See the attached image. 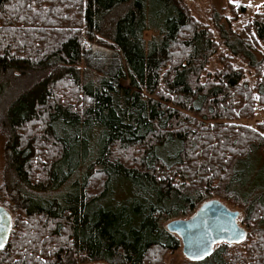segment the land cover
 I'll return each instance as SVG.
<instances>
[{
  "label": "trees",
  "instance_id": "1",
  "mask_svg": "<svg viewBox=\"0 0 264 264\" xmlns=\"http://www.w3.org/2000/svg\"><path fill=\"white\" fill-rule=\"evenodd\" d=\"M230 4L213 31L183 0H0L1 264H163L217 197L248 235L187 264H264V10Z\"/></svg>",
  "mask_w": 264,
  "mask_h": 264
},
{
  "label": "water",
  "instance_id": "2",
  "mask_svg": "<svg viewBox=\"0 0 264 264\" xmlns=\"http://www.w3.org/2000/svg\"><path fill=\"white\" fill-rule=\"evenodd\" d=\"M239 218L240 212L218 200H211L189 219L174 220L166 228L180 239L187 259L200 261L209 257L217 244H238L247 237L245 229L238 223ZM11 228L12 217L0 206V249L8 242Z\"/></svg>",
  "mask_w": 264,
  "mask_h": 264
},
{
  "label": "rangeland",
  "instance_id": "3",
  "mask_svg": "<svg viewBox=\"0 0 264 264\" xmlns=\"http://www.w3.org/2000/svg\"><path fill=\"white\" fill-rule=\"evenodd\" d=\"M185 2V5L187 6L190 14L193 16L194 19L202 21L208 25H210L211 29L214 31V27L211 25V20L213 17L214 12H219L223 15L224 18H229L232 16L231 12V4L234 3L236 5H243L248 8L249 12L245 16H240L238 21L235 23V28L240 29L245 23H247L249 16H251V13L257 10H264V0H183ZM217 35V32H215ZM93 52L90 51L89 53V59L92 61V58H95V55L92 54ZM35 54V53H34ZM32 55V54H31ZM34 56V55H33ZM107 58V57H106ZM109 59L112 61L117 60V57H112L109 56ZM89 61V60H88ZM87 63L84 65L86 72L90 74L91 76H97L99 75L98 73L103 71L104 64L101 63L100 65H92L90 63ZM96 62H99V60H96ZM116 62V61H115ZM94 65V66H93ZM215 66H218L217 64ZM214 68V66H213ZM11 89L7 92L5 99H3L2 102V108L0 109V123L1 119L4 118L5 114V108L8 104V101L16 95V92L22 90L24 88L23 84H18V85H11ZM258 123H264V110L259 111L255 118L249 122V124L253 127H256ZM5 145H6V134L4 130L2 129V126L0 125V188L2 187L5 179V165H6V151H5ZM213 200H218L225 204L229 209L233 211H238L240 212V218L238 220L239 225L245 229L247 235H248V230L246 225L244 224V214L240 210H237L233 207L228 206L220 197H217ZM10 203L8 199H3L1 194H0V206L6 208L12 215V225L13 227L17 223V213L16 210L14 209V205ZM174 220L168 221L165 223V227ZM217 247V246H216ZM215 247V248H216ZM2 257L0 258V261H2ZM190 260L187 259L182 251V247L175 252H170L165 255L164 258V263L163 264H187L189 263ZM61 264H108L104 262H90L87 260H80V261H73L70 263H61ZM111 264H123L122 261L117 260L114 263Z\"/></svg>",
  "mask_w": 264,
  "mask_h": 264
},
{
  "label": "flooded vegetation",
  "instance_id": "4",
  "mask_svg": "<svg viewBox=\"0 0 264 264\" xmlns=\"http://www.w3.org/2000/svg\"><path fill=\"white\" fill-rule=\"evenodd\" d=\"M4 208V207H3ZM6 209V208H5ZM7 210V209H6ZM8 211V210H7ZM9 212V211H8ZM9 214L11 215V213L9 212ZM11 217H12V215H11ZM13 224V223H12ZM12 227H13V225H12ZM11 231H12V228H11ZM11 234V233H10ZM7 244H8V242L6 243V245L4 246V247H2L1 249H0V258L2 257V253H3V250L6 248V246H7ZM0 264H1V261H0Z\"/></svg>",
  "mask_w": 264,
  "mask_h": 264
}]
</instances>
